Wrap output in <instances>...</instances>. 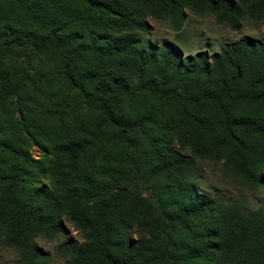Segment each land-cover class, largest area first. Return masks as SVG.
<instances>
[{"label": "trees", "instance_id": "16d2710c", "mask_svg": "<svg viewBox=\"0 0 264 264\" xmlns=\"http://www.w3.org/2000/svg\"><path fill=\"white\" fill-rule=\"evenodd\" d=\"M185 10L264 23V0H0V241L23 264L62 220L67 264H264V209L195 183L208 160L264 187V41L150 48L147 20Z\"/></svg>", "mask_w": 264, "mask_h": 264}, {"label": "rangeland", "instance_id": "374dc122", "mask_svg": "<svg viewBox=\"0 0 264 264\" xmlns=\"http://www.w3.org/2000/svg\"><path fill=\"white\" fill-rule=\"evenodd\" d=\"M149 32L145 39L150 48L159 47L165 42L175 44L182 52L183 58L194 56L198 52L211 55L223 46L251 37L257 41H264V23L244 20L240 30H231L219 24L210 15H196L188 10L184 11L181 27L175 30L168 20H147ZM76 118L82 116L77 111ZM71 115V109H65V116ZM36 120V119H35ZM10 125L7 126V133ZM28 153L33 159L50 156L37 145H27ZM199 174L195 179L197 188L209 195H216L223 204H232L249 210L264 209V187L252 191L235 174L224 171L220 163L208 160H195ZM264 175V168L262 169ZM47 184V180H42ZM82 241L81 234L68 221L62 220V231L54 238H37L35 246L41 254L39 264H67L64 253L72 245ZM0 264H23L19 260L16 250L2 240L0 241Z\"/></svg>", "mask_w": 264, "mask_h": 264}]
</instances>
